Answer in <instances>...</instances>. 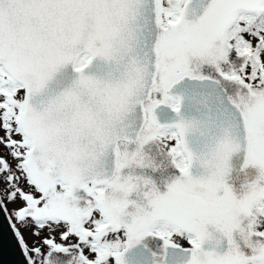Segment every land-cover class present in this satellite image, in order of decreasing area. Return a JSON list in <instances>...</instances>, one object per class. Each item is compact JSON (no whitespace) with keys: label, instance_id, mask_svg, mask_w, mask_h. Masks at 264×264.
Here are the masks:
<instances>
[{"label":"snow or ice","instance_id":"1","mask_svg":"<svg viewBox=\"0 0 264 264\" xmlns=\"http://www.w3.org/2000/svg\"><path fill=\"white\" fill-rule=\"evenodd\" d=\"M0 214L25 264H264V0H0Z\"/></svg>","mask_w":264,"mask_h":264},{"label":"water","instance_id":"2","mask_svg":"<svg viewBox=\"0 0 264 264\" xmlns=\"http://www.w3.org/2000/svg\"><path fill=\"white\" fill-rule=\"evenodd\" d=\"M25 260L8 219L0 214V264H25Z\"/></svg>","mask_w":264,"mask_h":264},{"label":"rangeland","instance_id":"3","mask_svg":"<svg viewBox=\"0 0 264 264\" xmlns=\"http://www.w3.org/2000/svg\"><path fill=\"white\" fill-rule=\"evenodd\" d=\"M8 221H9V223H10V226H11L13 223H15V220H14V219H12V220H9V219H8ZM11 227H12V226H11ZM25 234L27 235V233H25ZM33 239H34V238H32V237H29V238H28V242H29V244L32 243Z\"/></svg>","mask_w":264,"mask_h":264},{"label":"flooded vegetation","instance_id":"4","mask_svg":"<svg viewBox=\"0 0 264 264\" xmlns=\"http://www.w3.org/2000/svg\"><path fill=\"white\" fill-rule=\"evenodd\" d=\"M155 244L159 245L162 244V241H159L158 239L154 242Z\"/></svg>","mask_w":264,"mask_h":264}]
</instances>
